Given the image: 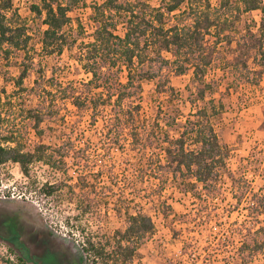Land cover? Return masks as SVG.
<instances>
[{"label":"trees","instance_id":"obj_1","mask_svg":"<svg viewBox=\"0 0 264 264\" xmlns=\"http://www.w3.org/2000/svg\"><path fill=\"white\" fill-rule=\"evenodd\" d=\"M153 1L104 0L96 4L94 12L98 25L94 39L82 41L76 52V60L85 72L92 75L90 79L64 85L52 77L44 83L41 81L42 72L35 80L39 89H31V96L35 95L37 102L28 104L23 95L28 90L24 83L31 67L26 63L31 38L28 21L13 0H0V50L7 59L12 53L25 55L19 76L9 78L5 83L11 87L9 92L7 87L0 91V101L3 93L6 97L4 104L12 106L17 99L20 100V112L12 118L15 123L6 132L0 130V171L6 164L16 162L27 176H31L35 165H47L55 179L45 181L43 190L51 195L66 184L60 176L68 175L69 159L72 158V164L83 168L77 181L69 184L74 198H77L80 211L76 217L79 219L98 206L106 205L108 209L119 185L117 181L124 175L114 160L98 153L101 135L111 145L120 146L126 140L136 153L142 155H147L149 147L160 148L165 154L164 173L167 176L181 177L188 183L192 180L191 190L202 183L206 191L213 193L225 173L230 148L220 141L215 129L221 104L216 103L215 98L206 101L207 94L215 91L214 82L206 80L214 52L208 44V37H216L219 41L223 37L222 25L234 22L229 18L238 19L250 10L260 9L263 16L258 43L264 63V0H220L217 7L210 0ZM81 2L41 0V5H33L34 11L46 12L44 23L48 27L43 31L42 43L47 53L61 52L65 48L67 37L63 28L71 21L68 12ZM120 23L124 24V34L117 31ZM252 35L255 36L254 32ZM28 59L33 57L28 56ZM166 69L169 71L165 72ZM190 70L193 71L192 94L195 96L190 101L197 106L200 100L204 105L192 110L180 127L179 135L173 136L163 129L160 119L147 121L143 117V82L145 79L158 81L160 87H168L160 92L178 95L170 84L171 75ZM124 76L126 80H123ZM68 103L72 108L66 114L64 109ZM20 116L28 120L27 125L40 138L32 148L20 140L16 130V119ZM170 118L171 123L179 121L177 114ZM2 120L10 122L9 118H2L0 112ZM99 120L103 121L102 130L96 131ZM84 124L94 134L79 147L77 137ZM66 125L68 134L61 138V143L53 145L41 140L45 127L56 130ZM93 155H96L95 161ZM160 166L154 167L157 174ZM138 168V173L142 174L144 170ZM105 178L109 182L105 183ZM98 183L104 190L99 197L95 194ZM124 192L123 189L115 198L113 209L121 215L127 214L129 222L125 228L114 230L110 237L103 234L96 238L81 224L84 236L81 249L87 264H119L120 260L126 263L133 257L137 243L154 231L152 217L141 209L131 211L134 201ZM243 193L248 194L245 197L250 200L249 212L253 219L256 218L250 224H239L230 229L233 234L237 233L240 241L239 244L233 243L234 257L239 261L237 264H250L257 258H262L264 263V217L259 219L264 215V188ZM11 263L29 264L21 254L17 262Z\"/></svg>","mask_w":264,"mask_h":264},{"label":"rangeland","instance_id":"obj_2","mask_svg":"<svg viewBox=\"0 0 264 264\" xmlns=\"http://www.w3.org/2000/svg\"><path fill=\"white\" fill-rule=\"evenodd\" d=\"M13 1L28 21L31 35L28 56L33 59L26 56V63L31 67L24 83L28 90L23 94L27 103L37 102L35 95L31 96V89H39L35 80L42 72L41 81L44 83L52 77L64 85L70 81H88L92 75L78 63L76 52L82 41L94 39L98 25L94 6L104 0H82L68 12L71 21L63 28L67 42L61 52L55 53H47L43 48V31L48 27L44 23L46 12L38 13L33 8V5H41V0ZM210 1L213 6H219L220 0ZM262 16L260 9L250 10L238 19L229 18L234 22L222 25L223 37L219 41L216 37L207 36L214 52L206 80L214 82L215 91L207 94L206 101L215 98L216 103L221 104L215 129L220 141L230 148L225 173L213 193L206 191L202 183L191 190L192 180L188 183L181 177L167 176L164 173L165 154L160 148L149 147L147 155H142L136 153L126 140L122 141L123 145H111L100 134L98 153L114 160L124 175L117 181L119 185L108 209L106 205L98 206L79 219L76 217L80 211L77 198H74L69 184L77 181L83 168L72 164V158L69 159L68 175L60 176L66 184L51 195L43 190L45 181L55 179L47 165H35L31 176H27L19 163L10 162L0 171V264L17 262L20 254L29 264H87L81 249L84 240L81 224L96 238L103 234L110 237L114 230L125 228L129 222L127 214L121 215L113 209L114 200L123 189V194L134 201L130 210L141 209L150 215L155 229L137 243L130 260L126 263L120 260L119 264H237L239 261L234 257L233 243L239 244L240 241L237 233L233 234L230 229L239 224H250L256 218L250 214V200L243 192L264 188V63L258 43ZM124 30V24L120 23L118 33L124 34ZM251 32L255 36H251ZM24 60L23 53H12L7 59L0 50V91L7 87L9 92L11 87L5 83L7 79L19 76ZM168 71L166 69L165 72ZM123 80H126L125 76ZM170 84L178 95L160 92L168 87H160L158 81L144 80L142 115L147 121L160 119L164 130L178 136L188 114L204 102L199 100L195 106L190 101L195 97L192 94V70L171 75ZM5 100L3 93L0 112L2 118H9L10 122L0 121L2 132L11 128L15 123L13 116L20 112L19 99L12 106L4 104ZM65 108L67 114L72 105L68 103ZM174 114L179 116L177 124L171 123L170 117ZM27 122V119L18 117L16 130L20 140L32 148L40 138ZM102 125L103 121L99 120L96 131L102 130ZM62 127L56 130L45 127L41 140L53 145L61 143V138L68 134L67 125ZM89 129L87 124L81 127L77 137L80 139H77L79 147L94 134ZM135 165L144 172L139 174ZM155 166H160L157 167L160 168L158 174ZM106 182H109L108 178H105ZM99 184L95 193L98 197L104 194ZM263 217L262 214L259 219ZM250 264L264 263L262 258H257Z\"/></svg>","mask_w":264,"mask_h":264}]
</instances>
